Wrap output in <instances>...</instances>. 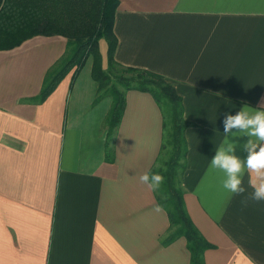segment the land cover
<instances>
[{"label": "crops", "instance_id": "obj_1", "mask_svg": "<svg viewBox=\"0 0 264 264\" xmlns=\"http://www.w3.org/2000/svg\"><path fill=\"white\" fill-rule=\"evenodd\" d=\"M113 31L118 63L162 74L182 98L191 124L181 186L212 244L205 264H264V201L229 199L224 174L210 168L225 139L247 156L250 138L226 136L227 115L264 106V0H119ZM65 45L63 35L38 34L0 49V264H189L186 238L165 242L168 215L138 179L163 139L151 93L126 90L108 143L112 98L95 100L92 55L72 83L70 70L35 99Z\"/></svg>", "mask_w": 264, "mask_h": 264}, {"label": "trees", "instance_id": "obj_2", "mask_svg": "<svg viewBox=\"0 0 264 264\" xmlns=\"http://www.w3.org/2000/svg\"><path fill=\"white\" fill-rule=\"evenodd\" d=\"M119 0H0V49L19 45L34 35L60 34L66 37L63 54L47 70L40 92L44 100L57 83L72 70L71 83L86 58L93 56L92 73L98 81L95 100L112 98L105 118L106 141L112 140L120 122L125 92L139 89L151 93L163 115V139L155 165L149 172L164 176L155 190L157 201L169 218L165 242L184 236L190 252L189 264H205L204 251L212 246L191 220L181 186L186 166L185 130L191 124L183 116V103L175 87L160 73L123 66L114 59L117 39L113 31ZM106 44V66L102 65L100 44ZM107 153H112L111 147Z\"/></svg>", "mask_w": 264, "mask_h": 264}, {"label": "clouds", "instance_id": "obj_3", "mask_svg": "<svg viewBox=\"0 0 264 264\" xmlns=\"http://www.w3.org/2000/svg\"><path fill=\"white\" fill-rule=\"evenodd\" d=\"M233 129L238 131L232 133ZM224 133L226 136L229 133L233 136L242 133L250 138L243 145V149L247 151L245 159L242 160L234 154L235 146L227 139L217 148L211 159L210 168L224 174L222 187L226 196L229 199L242 196L241 203L244 206L249 201H264V106L254 111L244 106L236 115H227ZM246 172L249 177L248 187L252 189L247 195L243 179ZM138 179L152 191L158 190L165 180L163 175L148 171L141 173Z\"/></svg>", "mask_w": 264, "mask_h": 264}, {"label": "rangeland", "instance_id": "obj_4", "mask_svg": "<svg viewBox=\"0 0 264 264\" xmlns=\"http://www.w3.org/2000/svg\"><path fill=\"white\" fill-rule=\"evenodd\" d=\"M103 42H105V41H103ZM103 42H101V45H100V47L104 45V43H103Z\"/></svg>", "mask_w": 264, "mask_h": 264}]
</instances>
